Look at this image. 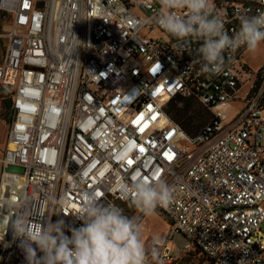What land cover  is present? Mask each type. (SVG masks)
I'll use <instances>...</instances> for the list:
<instances>
[{
	"label": "built area",
	"instance_id": "obj_1",
	"mask_svg": "<svg viewBox=\"0 0 264 264\" xmlns=\"http://www.w3.org/2000/svg\"><path fill=\"white\" fill-rule=\"evenodd\" d=\"M210 3L229 35L242 17L264 12V0ZM161 10L159 0H0L9 19L0 85L11 102L0 264H26L8 227L15 215L78 227L71 213L85 192L121 208L130 203L119 187L133 178L163 179L174 190L173 204L157 209L171 224L167 241L148 247H158L163 264L181 263L168 246L176 234L204 264H264V43L261 60L258 49L226 51L223 72L209 79L174 51V37L145 22ZM177 97L211 115L194 136L172 118ZM74 178L83 182L73 186ZM62 195L69 202L52 205Z\"/></svg>",
	"mask_w": 264,
	"mask_h": 264
},
{
	"label": "clouds",
	"instance_id": "obj_2",
	"mask_svg": "<svg viewBox=\"0 0 264 264\" xmlns=\"http://www.w3.org/2000/svg\"><path fill=\"white\" fill-rule=\"evenodd\" d=\"M159 3L162 10L145 22L156 24L174 37V51L180 55L187 52L192 56L190 65L199 64L209 79L223 72L226 51L235 52L243 46L255 52L264 43V12L242 17L239 31L229 35L210 0ZM82 182V178H74L72 185ZM119 191L140 217H129L119 206L102 202L95 191L85 192L80 211L71 213L82 222L78 227L68 225L64 219L53 222V215L41 221H33L26 212L15 215L8 227L14 239L19 240L26 264H147L149 255L153 264H163L155 244L146 249L140 220L173 204L172 186L163 179L133 178L131 184L122 182ZM68 202L65 195L51 199L54 206L63 207Z\"/></svg>",
	"mask_w": 264,
	"mask_h": 264
},
{
	"label": "rangeland",
	"instance_id": "obj_3",
	"mask_svg": "<svg viewBox=\"0 0 264 264\" xmlns=\"http://www.w3.org/2000/svg\"><path fill=\"white\" fill-rule=\"evenodd\" d=\"M9 25V19L0 14V63L2 61L3 53L5 50L6 40L1 37L4 32V29ZM153 36H156L157 33H153ZM261 50L258 49L256 55L259 60L262 59ZM6 98L0 92V161L3 160L5 156V151L7 148V134L9 123L6 121L7 110L5 108ZM178 107L183 108L182 103H177ZM197 109L201 107L199 104H196ZM204 114L197 120L196 125H199L200 128L209 122L211 115L206 110H203ZM1 176L0 172V186H1ZM121 208L124 210V213L129 217H138L139 211L131 206L130 204L122 205ZM158 214L152 217H143L141 219V228L143 235V242L146 249H148L152 239H156L162 243L167 241L169 233L171 231V224L169 221L162 216L159 212ZM264 232V225L262 226ZM191 245L190 240L186 239L182 235L176 234L168 243V246L171 250L173 256L179 257L181 259L180 264H204L205 258L196 251V249L191 245L189 249L188 246Z\"/></svg>",
	"mask_w": 264,
	"mask_h": 264
},
{
	"label": "trees",
	"instance_id": "obj_4",
	"mask_svg": "<svg viewBox=\"0 0 264 264\" xmlns=\"http://www.w3.org/2000/svg\"><path fill=\"white\" fill-rule=\"evenodd\" d=\"M0 92L1 94L5 96V98L8 96L7 89L1 85H0ZM177 103H182L183 108L180 109ZM196 104L197 103L193 99H185L182 97H177L173 99L169 104V111L172 115V118L176 122H178L188 134L192 136H194L199 130L200 126L196 125V122L204 114L203 110H205L204 108L197 109L195 107ZM5 108L8 112L5 119L8 123H10L11 121V102L8 99H6ZM195 249L196 251H198L197 248ZM0 253H1V248H0ZM198 253L200 254L199 251Z\"/></svg>",
	"mask_w": 264,
	"mask_h": 264
},
{
	"label": "bare ground",
	"instance_id": "obj_5",
	"mask_svg": "<svg viewBox=\"0 0 264 264\" xmlns=\"http://www.w3.org/2000/svg\"><path fill=\"white\" fill-rule=\"evenodd\" d=\"M18 186L23 187L24 186V178L19 177L18 179ZM14 199V196L12 195H5L4 196V204H10V202ZM7 214H10V210L7 211Z\"/></svg>",
	"mask_w": 264,
	"mask_h": 264
},
{
	"label": "water",
	"instance_id": "obj_6",
	"mask_svg": "<svg viewBox=\"0 0 264 264\" xmlns=\"http://www.w3.org/2000/svg\"><path fill=\"white\" fill-rule=\"evenodd\" d=\"M8 171L10 173H19V174H23L24 173V170L22 168L14 167V166L9 167Z\"/></svg>",
	"mask_w": 264,
	"mask_h": 264
}]
</instances>
